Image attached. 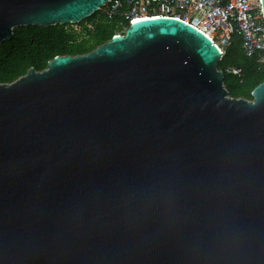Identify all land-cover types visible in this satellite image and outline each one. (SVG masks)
<instances>
[{
  "label": "water",
  "instance_id": "water-1",
  "mask_svg": "<svg viewBox=\"0 0 264 264\" xmlns=\"http://www.w3.org/2000/svg\"><path fill=\"white\" fill-rule=\"evenodd\" d=\"M106 1L0 0V43ZM220 58L145 18L0 84V264H264V80L231 98Z\"/></svg>",
  "mask_w": 264,
  "mask_h": 264
},
{
  "label": "trees",
  "instance_id": "trees-1",
  "mask_svg": "<svg viewBox=\"0 0 264 264\" xmlns=\"http://www.w3.org/2000/svg\"><path fill=\"white\" fill-rule=\"evenodd\" d=\"M75 25L77 29L70 24L14 28L11 38L0 43V84L13 82L29 68L45 69L47 61L55 56L85 54L112 36L121 35L127 27L124 20L116 16L107 19L99 10ZM217 69L222 73L223 87L231 98L251 100V90L264 80V66L257 69L255 58L245 57L236 34L224 49Z\"/></svg>",
  "mask_w": 264,
  "mask_h": 264
},
{
  "label": "built area",
  "instance_id": "built-area-1",
  "mask_svg": "<svg viewBox=\"0 0 264 264\" xmlns=\"http://www.w3.org/2000/svg\"><path fill=\"white\" fill-rule=\"evenodd\" d=\"M98 10L107 19L116 16L127 25L145 18L178 19L214 43L220 57L236 34L245 57H254L257 69L264 66V33L259 0H107ZM230 72L238 73L234 70Z\"/></svg>",
  "mask_w": 264,
  "mask_h": 264
},
{
  "label": "rangeland",
  "instance_id": "rangeland-1",
  "mask_svg": "<svg viewBox=\"0 0 264 264\" xmlns=\"http://www.w3.org/2000/svg\"><path fill=\"white\" fill-rule=\"evenodd\" d=\"M70 27L73 28V29H77L76 25H71Z\"/></svg>",
  "mask_w": 264,
  "mask_h": 264
}]
</instances>
